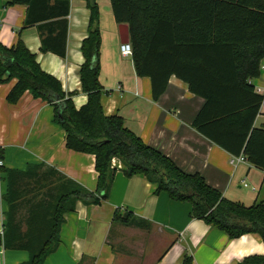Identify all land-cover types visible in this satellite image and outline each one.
<instances>
[{"label": "trees", "instance_id": "obj_1", "mask_svg": "<svg viewBox=\"0 0 264 264\" xmlns=\"http://www.w3.org/2000/svg\"><path fill=\"white\" fill-rule=\"evenodd\" d=\"M84 1L90 17L81 43L84 63L79 78L86 104L76 110L72 95L40 69L20 39L10 48L0 44V85L15 80L5 98L10 105L29 92L53 106L66 149L94 156L95 190L44 163L28 164L24 171L3 169L7 211L0 246L26 252L28 260L21 264H43L60 245L64 215L74 212L77 203L95 205L106 199L115 159L126 177L142 175L155 185L156 194L188 203L191 219L204 221L230 239L254 234L264 243L263 201L246 206L226 199L201 175L183 172L146 145L122 117L104 115L100 99L105 92L98 81L99 9L96 0ZM110 4L115 22L128 26L131 61L138 77L149 78L152 100L165 92L171 76L185 82L205 101L192 127L264 172V128L254 126L264 97L249 83L259 76L264 59V0H110ZM7 5L27 7L23 28L36 26L42 53L65 56L69 0H10ZM21 207L26 217L18 219ZM112 222L145 225L131 212L115 211ZM180 264H193L192 256L184 255ZM239 264H264V255L246 257Z\"/></svg>", "mask_w": 264, "mask_h": 264}, {"label": "crops", "instance_id": "obj_2", "mask_svg": "<svg viewBox=\"0 0 264 264\" xmlns=\"http://www.w3.org/2000/svg\"><path fill=\"white\" fill-rule=\"evenodd\" d=\"M0 0V44L14 46L18 39L36 57L40 69L55 78L76 110L87 102L79 70L84 63L81 43L87 37L90 12L84 0H69L66 53L60 57L41 52L36 26L23 28L27 7L8 6ZM99 9L100 46L98 81L105 93L100 102L104 115H118L125 126L148 146L170 158L187 174H199L228 200L246 206L264 202V172L247 161L235 167L233 156L204 138L192 123L205 104L188 85L171 76L165 92L152 100L149 78L138 77L131 57L120 53L125 33L113 17L110 0H96ZM23 28V29H21ZM259 76L250 80L254 93L264 97V59ZM15 80L0 85V234L4 225L7 191L3 169L24 171L28 164L44 163L93 192L97 173L94 156L66 149L65 133L54 121L53 106L26 92L10 105L6 95ZM264 128V99L254 121ZM116 169L106 199L95 205L77 203L64 215L60 245L43 264H180L190 255L193 264H239L250 256H263L264 243L254 234L230 239L202 220L191 219L190 205L156 194L155 185L142 175L126 177ZM251 185V187L249 185ZM246 185V186H244ZM250 189L244 192L242 189ZM131 212L144 227L112 222L114 212ZM24 251L0 246V264H21Z\"/></svg>", "mask_w": 264, "mask_h": 264}, {"label": "built area", "instance_id": "obj_3", "mask_svg": "<svg viewBox=\"0 0 264 264\" xmlns=\"http://www.w3.org/2000/svg\"><path fill=\"white\" fill-rule=\"evenodd\" d=\"M120 53L123 55V56H131V53H132V49H131V46L129 43H125V44H122L120 45ZM246 162V158L241 154L239 156H236V157H232L230 158V165L232 166H236L237 164L239 163H244ZM3 163L2 161L0 160V167H2ZM246 186V185H244Z\"/></svg>", "mask_w": 264, "mask_h": 264}, {"label": "rangeland", "instance_id": "obj_4", "mask_svg": "<svg viewBox=\"0 0 264 264\" xmlns=\"http://www.w3.org/2000/svg\"><path fill=\"white\" fill-rule=\"evenodd\" d=\"M249 185V184H248ZM250 187H251V185H249ZM244 192H249L250 191V189H242ZM25 208L24 207H21V209L19 210V212H18V219L19 218H25L26 217V215H25Z\"/></svg>", "mask_w": 264, "mask_h": 264}, {"label": "water", "instance_id": "obj_5", "mask_svg": "<svg viewBox=\"0 0 264 264\" xmlns=\"http://www.w3.org/2000/svg\"><path fill=\"white\" fill-rule=\"evenodd\" d=\"M121 26H122V28H125V29L128 28V26L125 25V24L124 25H121ZM121 43H129L128 31H126V33H125V40L124 41H121ZM58 116H59L60 119L62 118L61 113H59Z\"/></svg>", "mask_w": 264, "mask_h": 264}]
</instances>
